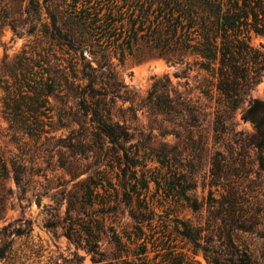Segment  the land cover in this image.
<instances>
[{"label":"trees","instance_id":"obj_1","mask_svg":"<svg viewBox=\"0 0 264 264\" xmlns=\"http://www.w3.org/2000/svg\"><path fill=\"white\" fill-rule=\"evenodd\" d=\"M250 1L257 3L253 10L264 8V0H146L152 11H138L136 15L134 11L125 16L119 13L117 19L124 28L125 18H129L128 23L133 26L127 28L128 35L167 61L189 66L186 60L193 57V64L212 76L209 92L219 95L215 138L217 144L224 142L227 147H217L211 158L209 185L215 190L210 191V201L187 195L195 183L191 176L180 173L171 162H179L182 155L179 146L159 154L162 165L169 170V177L164 178V183L156 179L158 189L182 194L194 212H203L204 209L208 212L206 218L202 216L196 223L188 220L182 223V227L178 226V232L191 246L192 255L187 253L185 264H202L196 259L200 255L206 264H261L256 250L242 241V234L264 240V206L257 200L248 199L242 178L250 173L245 159L247 149L256 151L258 167L264 170V101L250 96L264 70V53L250 44V30L246 29ZM30 2L26 24L28 32L38 37L36 45L23 52L16 69L19 73L9 69L0 73L3 114L9 130L14 137H19L18 143L23 142L25 135L37 140L48 134L49 98L65 85L67 95L77 100L83 125L91 129L86 137L95 145L98 163L105 166L79 182L80 190L69 193L66 216H56L59 222L49 221L50 224L45 226L50 229L62 224L63 234L92 254L95 264H150L145 242L139 245V251L132 252L112 229L110 248L102 250L100 240L102 234L108 233L107 229L102 223L94 225L92 220L81 216L95 204L94 197L100 194V182L96 178L105 177L109 173L108 166L114 171L116 162L121 175L117 173L120 188L114 186V189L118 202L128 208L135 223L132 232L136 241L141 238L144 222L153 219V211L139 189L137 155L124 145L130 138L128 119L125 115L122 121L116 119L113 109L119 100L123 104L130 102L134 119H137L138 111L146 112L154 120L162 117L161 126L167 123L189 132L191 128L199 127L210 113L179 94L169 77L156 80L147 96L140 98L118 78L105 53H102V60H97L99 53L95 48L102 36L112 35L110 29L114 28L116 20L113 11L107 13L106 19L96 12L91 22L85 21V27L88 24L90 27L86 32L75 26L68 27L58 0ZM257 17L255 13L254 18ZM102 19H105L104 23ZM87 48L92 59L85 54ZM10 78L15 83H10ZM246 99H249V106L243 119L252 122L254 132L245 139L234 140L227 136L226 125L231 112ZM120 110L124 111L123 108ZM207 141L201 137L202 147ZM240 141L238 150L234 144L239 146ZM42 170L39 156L28 146L18 151L0 147V216L6 210V202L16 193L22 208L20 217L0 228V264L42 262L41 257L47 248L41 239L37 242L33 239V219L24 213L33 203L40 206L43 196L40 189L51 186L52 180L42 174ZM40 176H44L49 184L44 185ZM9 181L16 189L6 187ZM144 181V188H148L149 181ZM24 201L27 205H23ZM73 213L77 214L76 218ZM23 238L25 243L21 244ZM129 238L132 240L131 234ZM33 256L38 261H32ZM66 263L78 264L65 260ZM49 264L59 263L50 258Z\"/></svg>","mask_w":264,"mask_h":264},{"label":"rangeland","instance_id":"obj_2","mask_svg":"<svg viewBox=\"0 0 264 264\" xmlns=\"http://www.w3.org/2000/svg\"><path fill=\"white\" fill-rule=\"evenodd\" d=\"M58 1L68 27L75 26L86 32L90 27L89 24L85 27V21L91 22L96 12H100V17L106 19L107 13L113 11V18L116 20L114 28L110 29L112 35L103 37V34H100L102 40L95 48L99 53L97 60H102V53H105L117 72L118 78L130 91L136 92L140 98H145L156 80L169 77L172 86L179 94L191 99L210 113L199 127H193L189 132L167 123L161 126L162 117L154 120L146 112L138 111L137 119H134L130 102L123 104L119 100L113 112L117 115L116 119L122 121L123 115L128 119L130 138L124 145L132 151L131 153L137 155L138 178L141 181L139 189L143 191V196L153 211V219L151 222H144L141 238L136 241L132 232L135 223L129 215L128 208L118 202L114 189V186L119 187L117 173L121 175L116 162H114L116 166L114 171H110L111 168L108 166L109 173L105 177L99 176L100 179L96 178V181L100 182L98 188L100 194L94 197L95 204L88 208L87 213L81 215L85 219L92 220L94 225L102 223L107 229L108 233L102 234L100 240L102 250L110 248L109 236L112 234V229L122 237L132 252L139 251V245L145 242L150 264H185L187 253L192 255L189 250L191 246L178 232V226L182 227V223L188 220L196 223L202 216L206 218L208 212L206 209L203 212H194L188 207V201L182 194L158 189L156 179L164 183V178L169 177L167 173L169 170L162 165L159 154L162 151H172L175 146H179V150H182L179 162H171L178 167L180 173L191 176L192 182L195 183V186L187 191V195L210 201V191L215 190L209 185L211 158L217 147L222 146V149L227 147L224 142L217 144L215 138L214 121L220 99L217 92L212 94L208 90L212 76L206 70L200 69L198 65H194L193 57L186 60L189 66L186 63H173L152 53L142 42L136 43L127 32V28L133 26V23H128L129 18H125V26L121 27L117 20L119 13L125 16L134 11H136L135 15L138 11H152L145 3L146 0ZM143 4L144 8H142ZM256 4V1L249 2L247 10L249 19L246 29L250 30V44L264 53V8L253 10ZM30 6V0H0V73L8 69L19 73L16 69L23 52L36 45L38 37L28 32V24H26ZM255 13L258 14L257 19L254 18ZM105 19H102V23ZM136 26H139V23ZM85 35L89 37L87 33ZM85 54L88 59H92L88 48L85 49ZM182 72H186L185 75ZM10 83L15 82L10 78ZM59 90L49 98L46 119L48 134L37 140L25 135L22 138L23 142L18 143L19 137H14L9 130V123L4 118L3 91L0 89V147L3 150L18 151L28 146L39 156L42 174L52 180L51 186H48L51 188L40 189L43 193L41 205L33 203L24 210L26 217L32 218L34 222L33 239L35 242L41 239L47 248L41 257V264H49L50 258L59 264H65V260L76 261L78 264H95L92 261V254L63 234L62 224L50 229L45 226L46 223L50 224L49 221L59 222L56 216L65 217L69 193L80 190L77 185L79 182L105 167L98 163L99 158L94 152L95 145L89 137H86L91 129H87L88 125H83L77 100L67 95L65 85ZM250 96L264 101V70L261 72L259 83L251 90ZM248 100L243 101L231 112V118L227 122V136L234 140L245 139L247 135L254 132L252 122L243 119L244 112L249 106ZM202 136L208 139L204 147L200 142ZM25 141L27 144L23 145ZM234 145L240 150L241 141L239 146ZM247 153L246 166L250 173L242 176L243 189L248 193V199L257 200L264 206V170L258 167L256 151L250 148L249 151L247 149ZM39 178L44 185L49 184L44 176ZM144 180L149 181L148 188H144ZM10 186L16 189L12 181L6 183V187ZM16 194L14 198L6 202V210L0 216V228L22 215V208ZM23 205H27V202L24 201ZM73 214L76 218L77 214ZM129 234L132 235V240ZM242 241L256 250L260 263L264 264V240L255 235L242 234ZM20 242L25 243V238ZM196 259L206 264L201 255ZM33 260L38 261V258L33 256Z\"/></svg>","mask_w":264,"mask_h":264}]
</instances>
